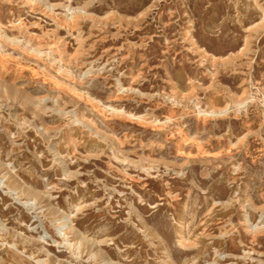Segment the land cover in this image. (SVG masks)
Segmentation results:
<instances>
[{
  "label": "rangeland",
  "instance_id": "rangeland-1",
  "mask_svg": "<svg viewBox=\"0 0 264 264\" xmlns=\"http://www.w3.org/2000/svg\"><path fill=\"white\" fill-rule=\"evenodd\" d=\"M0 264H264V0H0Z\"/></svg>",
  "mask_w": 264,
  "mask_h": 264
}]
</instances>
